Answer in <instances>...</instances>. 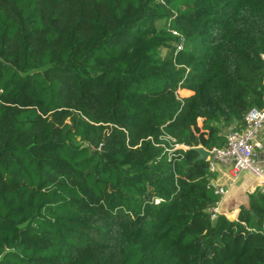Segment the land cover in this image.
I'll return each instance as SVG.
<instances>
[{"label": "trees", "instance_id": "obj_1", "mask_svg": "<svg viewBox=\"0 0 264 264\" xmlns=\"http://www.w3.org/2000/svg\"><path fill=\"white\" fill-rule=\"evenodd\" d=\"M253 107L264 0H0V264H264L194 149Z\"/></svg>", "mask_w": 264, "mask_h": 264}, {"label": "built area", "instance_id": "obj_2", "mask_svg": "<svg viewBox=\"0 0 264 264\" xmlns=\"http://www.w3.org/2000/svg\"><path fill=\"white\" fill-rule=\"evenodd\" d=\"M174 35L179 36L176 43V54L184 49V37L173 30ZM247 125L243 129L232 128L226 134V142L223 147H214L209 150L210 170H214L217 163L228 165L232 168V175L237 177L242 170H249L252 174L261 181V186L264 188V169L260 167L254 160L255 147L260 131L264 129V107L251 108L245 116ZM184 146V148H183ZM177 147H180L177 145ZM184 150L189 149V146L182 145ZM230 183L227 186L215 187V193L221 198L229 193ZM160 200L157 199L158 203ZM219 200L209 210L211 219H216L220 214Z\"/></svg>", "mask_w": 264, "mask_h": 264}, {"label": "crops", "instance_id": "obj_3", "mask_svg": "<svg viewBox=\"0 0 264 264\" xmlns=\"http://www.w3.org/2000/svg\"><path fill=\"white\" fill-rule=\"evenodd\" d=\"M178 93L179 96H181V98H189L194 94V91L187 88H180L178 90ZM199 123L200 125H202V120H200ZM254 160L260 167L264 169V129L260 131V134L256 142ZM210 171L212 173L210 177V182L215 187L227 186L230 183H232V186L229 187V193L225 197L223 198L220 197L219 199L222 201L220 204L222 212L223 213L225 212L227 216L236 213L239 217L241 208L243 206L245 207L249 206L250 194L257 189H262V190L264 189L261 186V181L258 178H256L252 174V172L248 170H242L238 174V176L235 177L232 175L233 171L230 166L217 163L215 169L213 171L212 170ZM237 220L238 218L235 221Z\"/></svg>", "mask_w": 264, "mask_h": 264}, {"label": "water", "instance_id": "obj_4", "mask_svg": "<svg viewBox=\"0 0 264 264\" xmlns=\"http://www.w3.org/2000/svg\"><path fill=\"white\" fill-rule=\"evenodd\" d=\"M243 123L245 126L247 125L246 120H243ZM194 149L198 152L199 156L197 157V160H207L209 157V150L206 149L203 146H196ZM229 219L231 220H236L238 218V215L236 213L230 214L228 216Z\"/></svg>", "mask_w": 264, "mask_h": 264}, {"label": "rangeland", "instance_id": "obj_5", "mask_svg": "<svg viewBox=\"0 0 264 264\" xmlns=\"http://www.w3.org/2000/svg\"><path fill=\"white\" fill-rule=\"evenodd\" d=\"M181 97V96H180ZM173 146H175V148H182V145H179L180 147H177V145H173ZM183 148H184V146H183ZM249 171V170H248ZM220 214H224V215H226L227 216V214L224 212H222V209H221V207H220ZM228 217V216H227Z\"/></svg>", "mask_w": 264, "mask_h": 264}]
</instances>
